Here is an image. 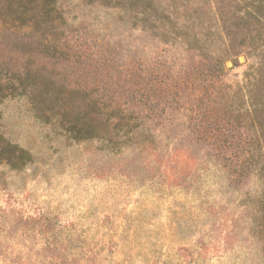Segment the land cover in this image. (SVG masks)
Listing matches in <instances>:
<instances>
[{
    "label": "rangeland",
    "instance_id": "rangeland-1",
    "mask_svg": "<svg viewBox=\"0 0 264 264\" xmlns=\"http://www.w3.org/2000/svg\"><path fill=\"white\" fill-rule=\"evenodd\" d=\"M263 146L264 0H0V264H264Z\"/></svg>",
    "mask_w": 264,
    "mask_h": 264
},
{
    "label": "trees",
    "instance_id": "trees-1",
    "mask_svg": "<svg viewBox=\"0 0 264 264\" xmlns=\"http://www.w3.org/2000/svg\"><path fill=\"white\" fill-rule=\"evenodd\" d=\"M240 18H241V19H243V17H240ZM236 55H237V53H236ZM222 60L224 61V60H225V58H223ZM263 147H264V146H263ZM21 151H22V150H21Z\"/></svg>",
    "mask_w": 264,
    "mask_h": 264
}]
</instances>
